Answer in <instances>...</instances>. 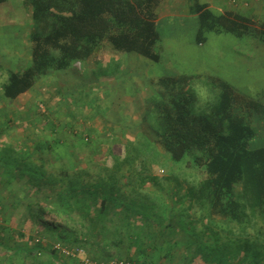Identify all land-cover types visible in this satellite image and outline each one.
<instances>
[{"label": "trees", "instance_id": "obj_1", "mask_svg": "<svg viewBox=\"0 0 264 264\" xmlns=\"http://www.w3.org/2000/svg\"><path fill=\"white\" fill-rule=\"evenodd\" d=\"M161 1L27 0L25 4L31 8L33 25L30 34L31 63L21 73H8L1 88L3 97L14 102L31 92L42 77L51 72L70 70L76 64L87 71L89 62L91 59L95 61L104 45L109 46L114 55L134 54L158 64L160 56L156 47L160 38L156 28V10ZM5 3L6 0H0V6ZM190 15L199 21V44L203 41L202 32L211 31L237 38L251 37L264 47V25L256 28L257 20L254 18L230 11L215 14L216 17L199 5ZM109 64L107 67L110 68ZM190 81L191 78L187 77H164L154 83L156 95L146 99L141 119L150 134H142L136 146L130 144L125 149L133 153L135 164L123 153L109 149L112 145L104 150L108 154L100 156L115 165L119 176L97 173L93 178L95 174L87 169L69 173L60 156L56 159L62 167L56 172L51 171L55 166L51 167L48 172L44 169L46 164L43 160L37 159L38 163H33L28 157L21 165L31 162L35 167L33 172H26L27 176L21 174L22 166L17 169L16 180L14 176L9 183L24 181V189H32L35 196L40 195L38 204L47 205L53 214L72 216L76 209H81V219L90 226L99 221V216L110 203L114 194L109 193L112 184L117 186L116 207H132L123 204L127 201V191L143 198L147 204H152L151 197L163 202L153 188L162 184L151 172H158L161 160L165 158L177 169L190 170L193 179L187 181L185 177L181 183L179 177L171 172L165 179L176 187L173 198L178 221L170 222L164 231H178L180 223L188 232L197 230L196 241L192 236L185 237L188 241L186 248L203 259L214 258L218 264H224L227 255L239 256L242 264L248 257L258 256L260 250L259 263L264 264V146L253 150L249 147V143L259 136L258 125L264 123V104L218 81V98L206 112L196 114L191 109L192 101L188 95ZM89 135L90 131L86 133ZM114 143L118 141L114 140ZM39 148L36 151L43 152ZM67 149L69 157L66 163L71 167L77 164L76 156L72 148ZM69 149L72 150L69 152ZM48 151L57 152L54 148H48ZM135 165L148 167L150 174L139 176L137 185L133 187L122 169L127 167L130 171ZM95 207H101L100 214ZM149 208L156 209L152 205ZM85 209L88 214H84ZM51 250L53 255L57 254L53 248Z\"/></svg>", "mask_w": 264, "mask_h": 264}, {"label": "rangeland", "instance_id": "obj_2", "mask_svg": "<svg viewBox=\"0 0 264 264\" xmlns=\"http://www.w3.org/2000/svg\"><path fill=\"white\" fill-rule=\"evenodd\" d=\"M26 1L6 0V3L0 6V18L5 19L0 20V167L6 166L7 169L10 167V169L16 170L23 166L20 170L21 174L27 176L26 172L31 174L35 167L31 162L21 165V161L28 160L30 157V161L33 163H36L37 159L43 160L46 164L44 169L48 172L52 169L51 167L55 166V169L51 171L56 172L58 168L62 167L56 159V156H60L64 161L63 167L69 173H72L73 170L87 169L95 174L92 176L93 178L97 176V173L109 174L113 177L119 176L114 169L115 165L100 156L106 155L107 152L104 150L112 145L109 149L123 153L135 164V156L129 149L127 152L125 149L130 144L136 146L142 134H150L148 127L143 125L140 120L145 110V100L156 95L157 87L154 86V83L164 77L191 78L188 95L192 101L191 109L196 114L206 112L207 107L218 98L220 92L217 87L218 81L224 82L238 93L264 104V47L251 37L237 38L229 34H217L211 31L202 32L203 41L199 44L198 37L196 38L199 32L198 18L188 17L184 12L172 15L169 21H166L167 26H172L166 32L160 28L163 43L156 47L160 62L156 64L136 57L142 64H145V67L136 68L134 76L130 80L122 82L123 74L118 73L115 66L120 60L124 62L128 60L121 59L123 55H114L111 50L107 51L108 47L104 45L103 51L98 53L95 61L98 59H103L105 62L112 61L115 64L110 65V68L99 71L95 67V61L91 59L87 71L82 68V65L76 64L69 71L51 72L42 77L31 92L14 102L6 100L1 88L7 80L8 72L21 73L31 63L30 34L33 25L30 18L31 8L25 4ZM239 1L241 0H238L233 6H236ZM255 1L260 10L258 17L255 18L257 28L261 24L264 25V0H254L253 2ZM229 9L227 4L221 7L222 11ZM166 22L164 23L166 24ZM3 23L4 26H2ZM195 27L198 28L197 33ZM126 56L124 55V58ZM132 56L130 55L129 58ZM102 73L106 74L104 75L107 77L105 79L112 81L114 78L115 82L112 81L110 84L111 81H109L108 84L103 85L105 80L100 79L102 76H99ZM111 74H113L112 78ZM92 89L99 90L96 98H94ZM100 89L103 90L102 92H112L108 95L109 98L106 94H102ZM91 95L94 97L90 98ZM129 103L133 108L126 111V105ZM88 131H90V135L86 136ZM258 131V138L249 143L252 150L264 146V123L261 122L258 125ZM114 140L118 143H114ZM47 146L49 148L54 146L57 152L51 153L46 149ZM113 146L114 148H112ZM37 147H40L39 149H42L43 152L38 153ZM67 147L72 148V152L76 156L77 164L71 166L72 168L68 167L66 163V158L69 157ZM72 149H69V152ZM157 150L162 154L160 148ZM8 154L13 155V159L7 158ZM18 156L21 159L19 163L16 161ZM161 161L160 170L152 171L151 174L155 175L160 180L159 183L162 184L161 187L153 188L156 194L162 197L163 202L157 200L156 197H151L152 204H147L143 198L132 194V191H127V201H123V204L132 206L133 210H142L139 209L140 207L149 209L148 213L139 211L140 213L137 212L133 215L147 216V222L153 223L150 224L149 233L154 234V238L170 222L173 224V221H178L177 217L175 218L177 206L173 198L176 187L172 182L165 181L168 174L171 172L178 176L181 183L185 177L188 178L187 181L193 179L190 170L177 169L165 158ZM134 167L130 171H127V167L122 169L123 174H128L133 187L137 185L139 176L150 174V171H147L148 167L147 169L137 165ZM39 175L40 173L37 174V176ZM25 178L28 179V177ZM9 185H11L9 188H14L15 192H18L16 193L18 196L16 195L17 198L13 196L1 197L0 201L3 202L1 206L18 204V206L21 205V209L16 213H5V217L2 215L1 218L0 216V222L7 220L17 224L23 221V216L28 219V215L24 211L25 205L34 204L35 200L41 196L33 195L32 189L25 190L24 181L21 183L11 182ZM5 188L0 183V194ZM110 188L109 193L114 194L110 203L107 204V208H114L118 195L117 186L112 184ZM19 192L21 193L19 194ZM25 192L26 194H24ZM64 194L66 193L64 192ZM79 200H83V197H79ZM107 200L109 201V199ZM91 205L94 206V204ZM149 205L156 209L149 208ZM88 207H90L89 204ZM47 210L50 212L49 207L42 208V216L47 215ZM80 211L81 209H76L72 216L63 213L56 215L51 212L50 215H47L49 223L53 225L52 243L55 245L63 242L71 248H80L84 251V256L93 260V257L96 256L94 243L101 239L97 237L99 230L94 227V224L89 226L87 221H83L79 214ZM84 212V214H88L86 209ZM99 220L101 219L99 218ZM38 222L39 220L36 219V224ZM144 224L147 226L148 223L144 222ZM30 225L31 221L28 220L27 224L23 226L24 231L33 233L35 238L40 239L43 230H40V226L32 228ZM178 225H180L178 231L169 229L164 232L166 235L164 238H157L156 245L151 247L152 251L149 253L147 250V256L144 254L145 261H140V263L132 261V263L218 264L214 258L206 260L188 250L186 248L188 241L185 237L192 236L196 241L198 232L197 230L188 232L181 223ZM57 230L58 233L63 231L64 235L56 234ZM112 230L107 229L106 231L109 234ZM120 231L124 233L125 229L122 228ZM142 237V235L136 236V240L141 243ZM125 249V246H121L119 249L106 250L105 252L107 255L123 256L126 255ZM135 250L137 249L135 248ZM161 251L167 255L161 256L160 254L163 253ZM158 252H160L159 255L156 254ZM260 252L262 251L260 250ZM260 252H257L258 256L248 257L242 264H260ZM239 260L237 255H227L224 258V264H240ZM70 261L72 260L68 262ZM72 262L81 264L78 261ZM107 262L109 261L96 263Z\"/></svg>", "mask_w": 264, "mask_h": 264}, {"label": "crops", "instance_id": "obj_3", "mask_svg": "<svg viewBox=\"0 0 264 264\" xmlns=\"http://www.w3.org/2000/svg\"><path fill=\"white\" fill-rule=\"evenodd\" d=\"M254 0H241L237 3L236 6H233V4H230L229 0H162L160 5L157 7V20H156V28L157 33L159 35V43L158 46L163 43V37L161 36V30L162 28L164 32H166L168 29H170L172 26H167V22L171 18L172 15H175L177 13L184 12L185 15L188 17H196L193 15H190L191 11L194 10L196 5L204 6L206 7L211 13L216 15H221L226 11H222L221 7L224 4H227L230 8L227 11L233 12L238 15H242L244 17H250V18H256L259 14V6L256 4V1ZM230 5V6H229ZM258 10V11H257ZM4 15V14H3ZM2 15V16H3ZM197 18V17H196ZM0 20H5L4 18H0ZM256 20V19H255ZM167 21V22H166ZM166 22V24L164 23ZM4 26V23L3 25ZM196 33L198 32V28L195 27ZM197 38V36H196ZM107 46V45H105ZM104 47V46H103ZM106 48L107 51L111 50L109 46ZM132 56V54L127 55L125 58L124 56H121V59H127L128 61L124 62L120 60L115 64L116 68L118 69V73H122L121 76L122 82L125 80H130L131 77L134 76V71L136 68L145 67V64H142L141 61L137 60L136 56L134 55L129 58V56ZM122 61V62H121ZM98 62L95 64V67L102 71L109 68L107 67V64L109 62H105L103 59L96 60ZM113 63H110L111 65ZM115 69V68H114ZM100 70V71H101ZM69 71V70H66ZM9 73V72H8ZM104 75L106 74H99L101 77L100 79L105 80L103 82V85H106L109 83L108 79H105ZM111 78L113 77V74L110 75ZM109 78V77H108ZM113 82L114 78H112ZM112 81L110 84H112ZM101 92L103 91L100 89ZM117 90V89H116ZM115 90V91H116ZM108 91V89H107ZM112 91V90H111ZM97 92L99 90H94L95 97L97 96ZM112 92H102V94H106L108 96ZM134 93V92H133ZM132 93V94H133ZM109 98V96H108ZM128 99V98H127ZM131 100V99H129ZM146 101V100H145ZM127 108L124 106L123 108L127 111L129 109H132L133 106L131 103L126 105ZM144 113V112H143ZM142 113V116H143ZM142 119V117H141ZM141 122V120H140ZM51 148H54V146H50ZM49 147L47 146L46 149ZM5 154V153H4ZM7 158H12L13 155H6ZM10 158V159H11ZM16 161L19 163L21 159L16 157ZM14 161V160H13ZM27 161V160H25ZM63 161V160H62ZM23 163V161H21ZM17 169L12 170L10 167L7 169L6 166L0 167V183L3 187H6L5 189H2L3 192L0 194V199L7 197V196H13L15 198L16 195L18 196V192H15L14 188H9V182L11 180H16ZM16 176L14 179L13 177ZM14 182V181H13ZM12 193V194H11ZM21 192H19L20 194ZM31 193L34 192L31 191ZM26 194V192L24 193ZM23 194V195H24ZM29 196V195H28ZM2 197V198H1ZM24 197V196H23ZM2 200L0 201V216L1 218L4 216L5 213H11V212H18V210L21 209V205L18 206V204L14 205H7V206H1ZM45 209L48 207L47 205L38 204V201L35 200L34 204L32 205H25V210L22 207V211L24 210L27 215L28 219L23 216V221H20L17 224H14L13 222L3 220L0 222V264H79L75 262H68L69 260H65L61 258L58 254H52V246L54 243H52V234L53 232V225L49 223L47 215H50L51 213L49 210L46 211L47 215H43L41 213L42 208ZM33 208V209H32ZM96 211L100 214V208L101 207H95ZM32 209V210H31ZM139 209L142 210H133V207H123L119 206L114 208H107V205L103 211V214L99 216L101 220L94 223V227L99 230L98 238L100 240H97L96 243H94V248L96 252V256L93 257V262H106L111 260H122L125 262H132L135 261L136 263H140V261H145L144 254L146 255L147 250H149V253L152 251L153 246L156 245L157 238H164L165 231L164 229L160 231L156 237L154 238V234L149 233L150 224H153L152 222L149 223L147 216L145 215H133L134 213H140L139 211H142V213H148L149 209L147 207H140ZM49 212V213H48ZM102 212V211H101ZM151 212V211H150ZM37 214V215H35ZM3 215V216H2ZM81 217V216H80ZM27 219V220H26ZM36 219L39 220V222L36 224ZM109 219V220H108ZM113 219V220H111ZM31 221V227L34 228L35 226H40V230H43L42 236H40V242L35 243V240L37 238L34 237L33 233H29L24 231L23 226L27 224V221ZM9 222V223H8ZM144 222L148 223L147 226L144 224ZM49 223V224H48ZM156 224V223H155ZM158 225V224H157ZM167 226V225H166ZM125 229V232L122 233L120 230ZM107 229H113L111 232L106 231ZM119 229V230H118ZM167 232V231H166ZM56 234H59L60 236H63V231L58 233V230ZM146 234L148 235L146 237ZM104 235V236H103ZM109 235V236H107ZM143 236L142 242L139 243L138 240H136V236ZM116 237V238H114ZM152 238V239H151ZM150 239V240H149ZM51 240V241H50ZM64 240V239H62ZM50 242V244H49ZM60 242V241H58ZM150 245V246H149ZM125 246V253L126 255L123 256H112L107 255L106 250H115L119 249V247ZM132 247V248H131ZM135 248L137 250H135ZM97 249V251H96ZM144 250V251H143ZM162 250V249H161ZM163 252V253H162ZM156 253L157 255L166 256L164 254V251H161ZM101 255V256H100ZM151 255V254H150ZM155 255V254H154ZM147 256V255H146ZM149 256V255H148ZM134 262V263H135ZM142 263V262H141ZM143 264V263H142Z\"/></svg>", "mask_w": 264, "mask_h": 264}, {"label": "built area", "instance_id": "obj_4", "mask_svg": "<svg viewBox=\"0 0 264 264\" xmlns=\"http://www.w3.org/2000/svg\"><path fill=\"white\" fill-rule=\"evenodd\" d=\"M238 0H229L230 4H235ZM40 240L36 239L35 243H39ZM53 250L56 251L58 255H60L61 258L66 260H72V261H78L81 264H132L130 262L125 261H109L107 263H96L92 262L89 258L84 256V251H82L80 248H68L65 246H62L61 244H55L53 245Z\"/></svg>", "mask_w": 264, "mask_h": 264}]
</instances>
